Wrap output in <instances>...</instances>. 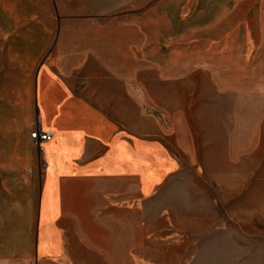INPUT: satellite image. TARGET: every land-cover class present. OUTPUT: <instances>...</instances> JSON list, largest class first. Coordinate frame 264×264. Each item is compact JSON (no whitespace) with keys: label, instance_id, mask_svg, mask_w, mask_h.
Here are the masks:
<instances>
[{"label":"rangeland","instance_id":"obj_1","mask_svg":"<svg viewBox=\"0 0 264 264\" xmlns=\"http://www.w3.org/2000/svg\"><path fill=\"white\" fill-rule=\"evenodd\" d=\"M48 2L66 64L90 48L139 69L176 127L164 141L178 169L150 197L129 183L119 204L102 196L107 182L82 185L96 187L100 215L96 248L70 234L74 264H264V0Z\"/></svg>","mask_w":264,"mask_h":264},{"label":"crops","instance_id":"obj_2","mask_svg":"<svg viewBox=\"0 0 264 264\" xmlns=\"http://www.w3.org/2000/svg\"><path fill=\"white\" fill-rule=\"evenodd\" d=\"M50 7L0 0V264L77 263L69 236L78 249L96 248L88 233L100 215L96 187L82 185L107 182L102 196L122 204L129 183L146 199L178 169L164 141L176 133L172 108L139 69H115L95 49L66 64L62 23ZM143 54L135 57L141 69ZM35 126L52 132L40 151Z\"/></svg>","mask_w":264,"mask_h":264},{"label":"built area","instance_id":"obj_3","mask_svg":"<svg viewBox=\"0 0 264 264\" xmlns=\"http://www.w3.org/2000/svg\"><path fill=\"white\" fill-rule=\"evenodd\" d=\"M30 137L40 151L42 149L41 143L49 141L52 138V132L44 131L38 126H35L30 133Z\"/></svg>","mask_w":264,"mask_h":264}]
</instances>
